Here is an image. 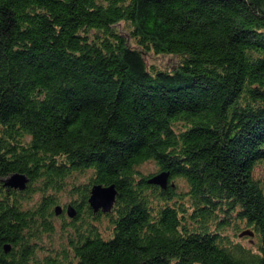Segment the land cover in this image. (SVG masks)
<instances>
[{"label":"trees","instance_id":"obj_1","mask_svg":"<svg viewBox=\"0 0 264 264\" xmlns=\"http://www.w3.org/2000/svg\"><path fill=\"white\" fill-rule=\"evenodd\" d=\"M259 167L264 0H0V264H264Z\"/></svg>","mask_w":264,"mask_h":264},{"label":"water","instance_id":"obj_2","mask_svg":"<svg viewBox=\"0 0 264 264\" xmlns=\"http://www.w3.org/2000/svg\"><path fill=\"white\" fill-rule=\"evenodd\" d=\"M27 181H28L27 176L19 172L12 173L2 180L5 186L16 189H23ZM166 181H167V173L165 172H160L158 174H155L150 179H148L149 183L158 184L162 187L166 185ZM116 194H117V190L114 184H110V185L93 184L90 188L87 202L94 211H98L100 209L103 212H108L113 206ZM62 211H63V207L61 205H57L55 207L56 214H60ZM64 212L67 216L73 217L76 213V209L69 204L66 205ZM4 249L8 250L9 245L8 244L4 245Z\"/></svg>","mask_w":264,"mask_h":264},{"label":"rangeland","instance_id":"obj_3","mask_svg":"<svg viewBox=\"0 0 264 264\" xmlns=\"http://www.w3.org/2000/svg\"><path fill=\"white\" fill-rule=\"evenodd\" d=\"M146 58H147L148 63H154L157 66H161V67H165L167 65H171L172 64V62H171L169 57L156 56V55L149 54ZM139 169L144 174H148V173H151V172L155 171V167H154V165L152 163H146V164L140 166ZM255 174L257 176L264 177V167L257 168ZM84 179H85V177H81V178L78 179V182H83ZM61 201H62V203H66L68 201L67 194H65V195H63L61 197ZM57 227H58V224H57ZM44 242L47 243L46 241H44Z\"/></svg>","mask_w":264,"mask_h":264},{"label":"flooded vegetation","instance_id":"obj_4","mask_svg":"<svg viewBox=\"0 0 264 264\" xmlns=\"http://www.w3.org/2000/svg\"><path fill=\"white\" fill-rule=\"evenodd\" d=\"M63 213V212H62ZM64 214V213H63Z\"/></svg>","mask_w":264,"mask_h":264}]
</instances>
